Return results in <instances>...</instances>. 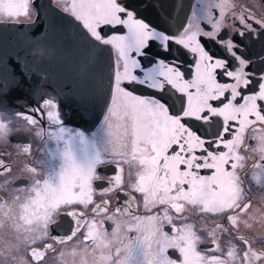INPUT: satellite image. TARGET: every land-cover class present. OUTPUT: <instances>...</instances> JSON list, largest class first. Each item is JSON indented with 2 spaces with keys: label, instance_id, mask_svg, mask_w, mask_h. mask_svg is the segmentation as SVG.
Masks as SVG:
<instances>
[{
  "label": "snow or ice",
  "instance_id": "6c2138e0",
  "mask_svg": "<svg viewBox=\"0 0 264 264\" xmlns=\"http://www.w3.org/2000/svg\"><path fill=\"white\" fill-rule=\"evenodd\" d=\"M42 7L0 0V24L19 28L23 18L34 29L35 8L46 28ZM49 7L70 19L82 45L83 88L64 97L103 103L106 114L99 137L90 138L66 126L62 100L47 89L13 113L55 147L33 157L31 141L19 145L18 157H31L22 169L29 182L0 197V264L50 257L57 264H264V248L250 239L264 224V67H257L264 53L251 54L252 44L264 43V14L208 0L206 19L193 13L173 30L165 0H49ZM102 46L115 51L111 68L93 55ZM13 80L23 89L28 75ZM12 131L0 119V140ZM11 172L0 159V174ZM254 187L262 194L255 207ZM113 193L115 207L105 199ZM208 217L224 223L209 225ZM256 242L264 245V236Z\"/></svg>",
  "mask_w": 264,
  "mask_h": 264
},
{
  "label": "water",
  "instance_id": "95a60500",
  "mask_svg": "<svg viewBox=\"0 0 264 264\" xmlns=\"http://www.w3.org/2000/svg\"><path fill=\"white\" fill-rule=\"evenodd\" d=\"M192 2L165 0V8L175 17L173 30L188 20ZM39 4L43 5L39 11L46 18L48 27H44L39 16L35 19L38 23L34 29L25 27L29 23H21L19 28L10 23L0 24V92L5 94L0 111L19 109V105L31 101L34 92L40 94L39 89L56 92L62 98L69 89L79 93L83 88L85 69L76 28L66 15L54 13L47 3ZM102 48L103 51L97 50L93 55L103 61L106 69L111 68L113 60L110 49L106 46ZM45 49L47 55L43 54ZM21 71L28 75V83L23 89H16L13 77L15 75L19 79ZM5 84L7 86L3 87ZM66 99L62 108L63 112L68 111L69 123L88 128L102 119L105 112L103 103L88 100L77 103L72 97ZM82 104L90 112L94 108L91 114L84 115L83 120Z\"/></svg>",
  "mask_w": 264,
  "mask_h": 264
},
{
  "label": "flooded vegetation",
  "instance_id": "af4514ba",
  "mask_svg": "<svg viewBox=\"0 0 264 264\" xmlns=\"http://www.w3.org/2000/svg\"><path fill=\"white\" fill-rule=\"evenodd\" d=\"M42 2L47 3L49 5V0H37V4L42 3ZM206 2H208V0H193L188 20H191L193 13H198L201 17L206 19V9L204 7ZM231 2L238 12H243L246 10H252V11L256 12L257 15L264 14V0H231ZM37 16H38L37 10L34 8L33 12H32V20H35ZM21 23H30V21L22 18ZM201 27L208 28L210 26L206 25V23L202 22ZM229 28L232 29L233 31L235 30L231 23H229ZM106 47H108L110 49V52L112 55V60H113V66H114V62L116 60L115 51L111 49V46H106ZM211 47L217 56L223 55V53L220 51V49H218L215 45H211ZM261 53H264V43L252 44L251 54L253 56H257V55H260ZM181 59L186 60L187 58L184 56H181ZM257 67L259 70L260 67H264V66L258 65ZM185 71H187V70L185 69ZM193 71H194V69H193ZM218 79H220V77H218ZM221 82H223V81L221 80ZM49 94H51L54 97H57L58 99H61L62 100V106H64L66 104V100H68L64 97V95L61 98L59 95H57L56 92H53V93L49 92ZM39 95L40 94H37V93L35 94L37 99L39 98ZM32 97H33V95H32ZM26 103L30 104L31 101L25 102V103L19 105L20 108L17 110H10V111H6V112L0 111V119H2L6 123L10 122V127L13 129L12 133L8 136L6 141L0 140V153H4V152L9 153V155H0V159H3L6 163H9L12 165V172L11 173L0 174V186H3V188L5 189V190H0V197H4L5 200L9 199V196L6 194L7 191H14L16 186L26 185L29 182V180L27 178H24L25 174L22 172V169H23L24 165L29 163V160L31 159V157H24V156L18 157L17 154L19 152V145H23L26 142L31 141L33 157L37 156V152H36L37 148H40V147L54 148L55 147L54 142H49L48 144H44L43 141L37 139V137L34 135V132L29 130V126L27 125V123L24 120L19 119L13 115V113L15 111L25 112L26 109L23 106ZM90 105L92 106V104H90ZM81 108H82L81 109L82 120H83V117L86 113L91 114L94 111V108H92L91 112H90L88 110V108L83 107V104H82ZM105 114H106V110H105L103 115H105ZM62 118L65 119L66 126L71 127L73 129L82 130L90 138H91L93 133H97L98 137H99L100 130L103 127V117L97 125H93V126H90L88 128H83L80 125H75V124L69 123L70 118L68 117V111L62 112ZM112 171H113L112 166H108L107 171L104 174L107 176ZM127 172H128V169H127V167H125L126 176H127ZM9 180H14L15 183L14 184L6 183V181H9ZM245 184H246V186L248 184L247 178L245 179ZM250 195L252 196L254 207L258 206V201L260 200V197L262 195L260 193L259 189L254 187L253 192ZM109 198L111 199L112 207H115L116 203H117L116 194L113 193L111 195V197H105V199H109ZM188 214L190 216V219L196 223L197 227H204L205 226L204 221L202 219H200L191 209H189ZM217 222L224 223L223 220L214 221L212 219V217H208V224L209 225H211L213 223H217ZM251 231H252L253 235L250 237V239L253 242L254 247L256 249L264 248V245L256 242L260 237L264 236V224H260L259 222H257ZM239 234L247 237L248 236V230L242 228L240 230ZM236 243L239 244V241H237ZM221 244L223 246V242H221ZM209 247H211L210 241L201 245L202 249L203 248H209ZM47 264H57V261L50 257Z\"/></svg>",
  "mask_w": 264,
  "mask_h": 264
}]
</instances>
